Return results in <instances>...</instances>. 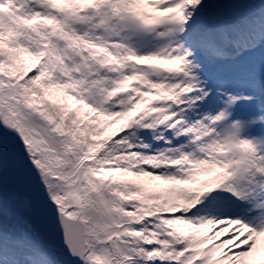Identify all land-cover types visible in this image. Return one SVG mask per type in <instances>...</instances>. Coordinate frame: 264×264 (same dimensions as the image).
<instances>
[{
    "label": "snow or ice",
    "instance_id": "obj_1",
    "mask_svg": "<svg viewBox=\"0 0 264 264\" xmlns=\"http://www.w3.org/2000/svg\"><path fill=\"white\" fill-rule=\"evenodd\" d=\"M0 264H264V0H0Z\"/></svg>",
    "mask_w": 264,
    "mask_h": 264
}]
</instances>
